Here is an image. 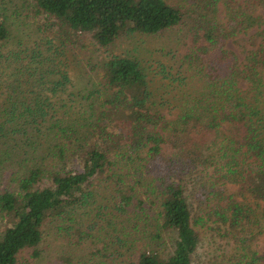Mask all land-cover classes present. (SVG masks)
Masks as SVG:
<instances>
[{"label":"trees","instance_id":"16d2710c","mask_svg":"<svg viewBox=\"0 0 264 264\" xmlns=\"http://www.w3.org/2000/svg\"><path fill=\"white\" fill-rule=\"evenodd\" d=\"M179 26L194 89L125 54L73 66ZM1 46L0 264L38 259L48 232L64 264H192L198 229L227 264H264V0H0Z\"/></svg>","mask_w":264,"mask_h":264},{"label":"rangeland","instance_id":"374dc122","mask_svg":"<svg viewBox=\"0 0 264 264\" xmlns=\"http://www.w3.org/2000/svg\"><path fill=\"white\" fill-rule=\"evenodd\" d=\"M186 33V28L179 26L158 35L135 33L123 36L106 48L90 45L83 53L79 49L76 50V56H73V66L79 69L82 68L83 72L87 71L88 74L96 76L99 70L98 64L103 60L105 55L111 53L119 55L125 54L135 57L140 62L147 71L149 78L153 79L154 85L156 84L159 89L165 83L159 81L155 74L158 71L157 67L162 64L173 75L177 74L178 71L183 76L186 75L189 87L192 86L194 89L198 83L196 77L192 76L190 79V76L193 75L192 70H190L192 68L187 70L189 67L186 64L181 65L180 53ZM227 46L230 49L235 48L231 42ZM9 49L1 46L0 53L4 54ZM230 191L234 194L236 188L232 186ZM236 198L241 199L240 196H236ZM4 226L5 220L2 214H0V234ZM198 230L201 232V241L193 256L192 264H227L226 258H229L233 252L230 242L213 237L205 229ZM39 247L42 250L41 256L28 264H64V258L72 252V248L67 244V241L57 232H48V235L44 237ZM252 247L260 254L264 253V237H257ZM85 250V248L77 249L75 264H84L91 257L90 254H86Z\"/></svg>","mask_w":264,"mask_h":264}]
</instances>
